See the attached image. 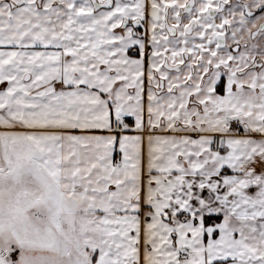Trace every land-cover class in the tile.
Returning <instances> with one entry per match:
<instances>
[{
  "label": "snow or ice",
  "instance_id": "1",
  "mask_svg": "<svg viewBox=\"0 0 264 264\" xmlns=\"http://www.w3.org/2000/svg\"><path fill=\"white\" fill-rule=\"evenodd\" d=\"M0 264H264V0H0Z\"/></svg>",
  "mask_w": 264,
  "mask_h": 264
},
{
  "label": "crops",
  "instance_id": "2",
  "mask_svg": "<svg viewBox=\"0 0 264 264\" xmlns=\"http://www.w3.org/2000/svg\"><path fill=\"white\" fill-rule=\"evenodd\" d=\"M131 134V133H130Z\"/></svg>",
  "mask_w": 264,
  "mask_h": 264
}]
</instances>
